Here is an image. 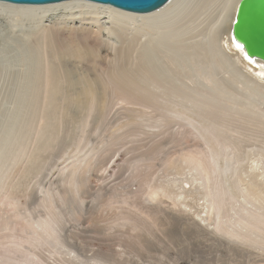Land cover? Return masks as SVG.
Returning a JSON list of instances; mask_svg holds the SVG:
<instances>
[{
    "label": "rangeland",
    "instance_id": "374dc122",
    "mask_svg": "<svg viewBox=\"0 0 264 264\" xmlns=\"http://www.w3.org/2000/svg\"><path fill=\"white\" fill-rule=\"evenodd\" d=\"M216 1L192 14L180 40L154 38L146 49L150 65L177 87L152 102L115 78L133 69L134 56L118 61L111 45L91 39L83 40L85 59L49 53L72 71L73 84L44 101L47 50L38 41L41 50L35 42L32 48L29 34L53 20L79 24V14L0 8V264H264V218L237 221L239 207L264 202V83L238 81L222 59V17L231 0ZM99 23L89 25L101 26L102 40L119 42L106 17ZM169 55L175 73L167 71ZM210 104L216 107L208 119L218 128L211 139L219 141L199 154L186 148L206 149L189 123L197 106ZM231 140L245 161L225 169L227 161L216 160ZM239 179L260 200L242 191Z\"/></svg>",
    "mask_w": 264,
    "mask_h": 264
},
{
    "label": "bare ground",
    "instance_id": "6f19581e",
    "mask_svg": "<svg viewBox=\"0 0 264 264\" xmlns=\"http://www.w3.org/2000/svg\"><path fill=\"white\" fill-rule=\"evenodd\" d=\"M183 1L184 0H169L164 6L158 8L154 11L147 12V13L129 12V11H125V10L115 8V7L110 6V5L98 4V3L85 1V0H67V1H63V2L46 4V5L13 4V3H9V2L0 1V8L7 9V11L11 10V12L13 11V12L18 13V14L22 13V14H27V15L28 14H37V13H39V15L40 14L45 15L46 13H48V12L50 13L51 11L56 12L58 9L59 10L60 9L69 10V11L76 10V12L79 14V16H78L79 24H76V22H75L76 19H75V21L72 20L69 23L62 21L61 19H60L61 21L60 20H53L54 21V22H52L53 24L51 22L50 23L48 22L49 23L48 25L40 24L38 26V28L36 26L37 30H35V32H31L29 34L30 40L32 42V45H31L32 48H33V42H35L34 43L35 48L37 45L39 47V44H38V42H39V43H41V45H40L41 47H42V45L44 46L43 50L44 51H45V49L47 50L46 56H45L46 61L43 60V61H45V64H44L45 66L44 67L42 66L44 68L42 74L46 75L47 88L43 89L42 84H39V82L35 81V83L37 85L39 84L40 91H42V93H43L44 101L52 103L53 98H56V97H54L55 94L56 93L59 94L58 91L60 90V85L66 83L68 86H70L71 84H73V81L70 78L72 71H69L70 69L63 71L61 69V67L59 66V64L56 63L57 60L55 62L53 61V58H56L55 56L54 57L52 56V58H50L51 56L47 57L49 55V53L54 51V54H51V55H55L56 50H61L62 56H61L60 52L56 51V53L60 54L59 55L60 57H63V55H65L64 53H66L65 57L67 55H68L67 57H69V55L70 56L73 55L76 57L84 58V56H85L84 54H86V53H84V49L88 45V43H86L87 44L86 45L83 40L91 39V40L95 41L94 43H96L98 41V43L100 45L104 44L107 47L109 45H111V48L114 51V55L116 54L115 58L117 56L118 61L122 60L123 58L125 59L126 56L129 54H131L132 58L134 56L133 69L132 68L126 69L123 67L124 69L119 70V68L116 67V70H119V71H116L117 73L115 75V78L118 79L119 81H121V83H122L121 86L127 87L128 85H132L133 89L136 93L135 97L137 99H140V97L145 98L148 96V98H149L148 101L152 102L151 99L160 97L161 94L168 95L171 93H177V90H175L177 87L175 88L174 86H172L171 83L169 82L168 78L161 74V69L155 68L154 66L150 65L149 58H147L148 55L145 53L146 49H148L149 47L150 48L155 47L157 41L154 38H157V40H159V41L165 40L164 37H169L170 39L180 40L182 37V33L187 31L191 27L190 24L192 22V17H193L192 14L196 13L197 11L204 12V10L207 9V7H209V5L212 2H215L216 0H188L187 3L182 5ZM238 1L239 0H231V2H230V0H229L230 5H228V3H227L228 13L226 12L225 19H224V17H222L223 24L225 25L224 29L226 32L223 43L221 45V48L223 50V53H221V55L223 56L222 59L224 60V62L229 63V65L234 67L233 69H235V72H236L235 75L237 76L236 78L242 79V80L238 79V81L242 82L243 79L246 77L247 79H249L248 81L251 80L250 82H253L256 85L257 84L260 85V83H262V84L264 83V62L261 60H258V59L247 58L245 52L234 41L232 34H231L232 21L234 18V14H235V10H236ZM225 2H227V0H225ZM177 5H179V6H177ZM177 7H179V8H177ZM75 15H76V13H75ZM202 15H203V13H202ZM102 16H104V19L106 17L109 21V26L106 29L109 32L113 33L112 35H114V34L119 35V36L117 35L119 38V40L118 39L117 40L119 42H116V40L115 41H113V40L107 41L106 39L102 40L98 34V30L100 29L99 27H101V26L97 27L98 30L97 29L94 30V28H93L94 26L90 27L89 24L92 22H95L96 24L99 23V20L101 19ZM67 17L71 18V16L70 17L67 16ZM167 17H169V18L167 19ZM208 19H209V16H208ZM84 21H88L89 23H87V22L85 23ZM38 23H40V21ZM104 25H106V24H104ZM131 30H132V32H131ZM144 36L152 37V38H150L147 41H142V37H144ZM102 38H104V37L102 36ZM36 41H38V42H36ZM155 41H156V43H155ZM108 42H110V43L108 44ZM170 42H172V41H170ZM36 43H37V45H36ZM94 43H92V44H94ZM99 44H97V45L99 46ZM172 44H173V42H172ZM177 46L179 49V45H177ZM181 47L180 48L183 49V46H181ZM39 49L41 50V48H39ZM39 49H37V50L40 51ZM108 49H110V48H108ZM37 50H35V51H37ZM91 50H95L94 47ZM87 51H88V49H87ZM41 52H43V51H41ZM40 56L41 55H39V57ZM131 56H127V58H130ZM37 57H38V54L36 55V58ZM60 57H59V60L61 59ZM117 59H114V60H117ZM172 60H173L172 55H169L168 61L166 62L167 68H168L167 71L169 73H175L177 71L176 67H174V65H171ZM43 61H41V62H43ZM63 61L64 60L62 59V62ZM41 62H39V64H41ZM64 62H66V60ZM64 64H66V63H64ZM62 66H63V64H62ZM121 68H122V66H121ZM238 69H240V70H238ZM236 70H238L240 72H237ZM39 76H40V74H39ZM81 82L87 83L86 81H83V80H81ZM36 84H34V85L36 86ZM248 84H249V82H248ZM35 86H33V87H35ZM148 86H152L153 89H158L159 94H156V92H154L153 90L150 91ZM260 86H262V85H260ZM37 87L38 86L33 88V90L35 91ZM38 88H37V90H39ZM87 91H88V93H90L89 90H87ZM81 96H82V94H81ZM172 97H174V96H172ZM76 98H78V97H76ZM198 98H201V97H198ZM83 101H84V99H83ZM206 101H207V99H206ZM80 102H81V100H80ZM198 102L199 101H197V103ZM194 103L197 105L196 102H194ZM215 107H216V105L210 104L209 107H205L202 111H200V109H201L200 106L199 107L197 106L198 110L196 113V119L194 118L195 120H193L192 123H189V125L193 124L195 126V128L198 131V137L193 135V134H189V136L188 135L185 136V137H191V136L197 137L201 143H204V145H206V149H203V146L199 143H196V144L192 145L191 147H186V148H195L199 154H202V153L206 152L208 147H211V143H213L214 141H219V136L215 137L214 139H211L212 134H218V128L211 127V125L215 121L208 119V117L212 114V111ZM188 132L192 133L191 130H188ZM175 137L176 136H174L173 138L176 139ZM176 140H179L176 142V146L185 147V146H183L182 138L176 139ZM228 148H232L233 150L229 151ZM223 150H224V152L220 153L218 155V159L216 161H220L221 159L226 160L227 162L224 165L225 169L230 168L235 163L241 165V163L243 161H245L244 157H241L239 154V146H238L237 141L231 140L230 142L225 144ZM261 151H259V152H261ZM200 163L204 164L202 157H200ZM261 177H263V176H261ZM237 186L242 191L246 192L248 195L252 196L256 200H260L255 195V193H253L247 187V185H245V183H243L242 179H239L237 181ZM255 208H256V210L247 211V210H243L244 208L239 207L237 209V212L240 213L239 219H241L242 221H240V220H237V221L240 223H244V220H248L249 217H251L253 214L258 215L259 220L263 219L264 218V212H263L264 211V202H259L257 205H255ZM17 213L19 215H21V211L17 210ZM38 225L43 227L40 223ZM62 242H64V241H62ZM97 264H99V263L97 262Z\"/></svg>",
    "mask_w": 264,
    "mask_h": 264
},
{
    "label": "water",
    "instance_id": "95a60500",
    "mask_svg": "<svg viewBox=\"0 0 264 264\" xmlns=\"http://www.w3.org/2000/svg\"><path fill=\"white\" fill-rule=\"evenodd\" d=\"M13 4L46 5L67 0H0ZM115 8L147 13L164 6L169 0H85ZM234 41L247 58L264 62V0H239L231 26Z\"/></svg>",
    "mask_w": 264,
    "mask_h": 264
}]
</instances>
